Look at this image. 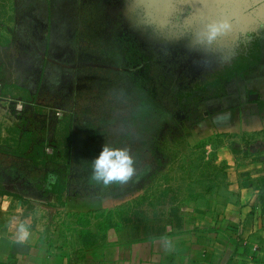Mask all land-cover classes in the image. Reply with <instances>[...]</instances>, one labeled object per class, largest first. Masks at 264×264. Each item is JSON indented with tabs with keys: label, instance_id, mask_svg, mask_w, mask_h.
Returning a JSON list of instances; mask_svg holds the SVG:
<instances>
[{
	"label": "rangeland",
	"instance_id": "rangeland-1",
	"mask_svg": "<svg viewBox=\"0 0 264 264\" xmlns=\"http://www.w3.org/2000/svg\"><path fill=\"white\" fill-rule=\"evenodd\" d=\"M224 1L169 0L166 30L133 27L127 0H24L21 8L10 0L2 8L0 103L8 104L10 118H20L26 104L38 105L40 117L56 124L61 153L39 162L48 170L68 168L74 201L125 197L144 187L154 154L162 158L156 181L192 182L199 165V142L192 138L202 117L198 108L214 92L196 84L215 60L233 56L242 36L264 24L257 18L211 46L194 43L213 19L237 23L241 12L256 17L264 7V0ZM173 133L184 137L174 140ZM159 141L163 151L152 154ZM105 144L130 150L136 172L127 184L92 179V163Z\"/></svg>",
	"mask_w": 264,
	"mask_h": 264
},
{
	"label": "crops",
	"instance_id": "crops-1",
	"mask_svg": "<svg viewBox=\"0 0 264 264\" xmlns=\"http://www.w3.org/2000/svg\"><path fill=\"white\" fill-rule=\"evenodd\" d=\"M9 1L0 0V9ZM12 4L21 8L24 0ZM261 39L258 68L229 83L195 125L200 152L192 182L167 179L125 197L74 201L68 168L28 161L46 147L49 156L61 153L56 124L35 104L10 118L1 102L0 264H264ZM57 182L66 187L63 197Z\"/></svg>",
	"mask_w": 264,
	"mask_h": 264
},
{
	"label": "clouds",
	"instance_id": "clouds-1",
	"mask_svg": "<svg viewBox=\"0 0 264 264\" xmlns=\"http://www.w3.org/2000/svg\"><path fill=\"white\" fill-rule=\"evenodd\" d=\"M171 6L169 0H127L126 13L133 27L145 26L156 30H166L171 26ZM233 25L227 19L208 23L194 43L211 46L220 38L232 32ZM134 159L128 148H113L105 144L92 163V179L105 186L113 183L127 184L136 169ZM21 239L27 236L26 227L20 225Z\"/></svg>",
	"mask_w": 264,
	"mask_h": 264
},
{
	"label": "trees",
	"instance_id": "trees-1",
	"mask_svg": "<svg viewBox=\"0 0 264 264\" xmlns=\"http://www.w3.org/2000/svg\"><path fill=\"white\" fill-rule=\"evenodd\" d=\"M261 37L254 36L252 37L247 43L243 42L238 46L237 50L233 54L226 59H218L215 60L212 64L211 70L204 73V79L201 80L202 82L197 83L196 86L201 89L205 90L206 88L214 89L212 95L204 102L203 104L200 103L198 109L202 110V117L208 111L209 104L215 100L216 98L223 95L226 90L228 89L229 83L233 82L236 79L243 78L250 74L252 70L258 68L261 60H262V48H261ZM199 119L196 124L201 120ZM175 125H173L174 127ZM152 132V131H151ZM152 134V133H151ZM157 131L153 130V140L155 141L157 138ZM184 137L183 134H174L173 139L178 140ZM153 144V141H152ZM162 141H159L156 148H151L152 154L156 153L155 151H163V146H161ZM152 146V145H151ZM46 151L40 152L39 154L34 155L31 159L35 162V164H40L39 160L45 162L46 160ZM165 154L163 153V156ZM55 157V156H54ZM53 158V156H52ZM155 164H154V171L149 175V184H154L156 181L160 170L158 169L162 164V158H159L156 154H154ZM161 169V168H160ZM61 188L59 191L60 197H63V193L66 189L65 185H61L60 182L56 183V187ZM142 188H138L135 191H141ZM144 197V195H142ZM263 197V195L261 196ZM125 205H122L121 212H127L128 210L123 209Z\"/></svg>",
	"mask_w": 264,
	"mask_h": 264
},
{
	"label": "water",
	"instance_id": "water-1",
	"mask_svg": "<svg viewBox=\"0 0 264 264\" xmlns=\"http://www.w3.org/2000/svg\"><path fill=\"white\" fill-rule=\"evenodd\" d=\"M205 4H209L210 1H216L219 2L221 0H202ZM224 1V0H223ZM224 2L231 4L230 0H225ZM241 3V2H240ZM241 19H239V21L237 23H232L233 28H232V33H237L239 30H244L245 27H248L250 24L257 22V18H264V7L263 8H259L258 12H256V17H251L248 15H244L243 12H241ZM212 21H216V20H212ZM237 36H232L231 39L236 38Z\"/></svg>",
	"mask_w": 264,
	"mask_h": 264
},
{
	"label": "flooded vegetation",
	"instance_id": "flooded-vegetation-1",
	"mask_svg": "<svg viewBox=\"0 0 264 264\" xmlns=\"http://www.w3.org/2000/svg\"><path fill=\"white\" fill-rule=\"evenodd\" d=\"M264 34V24L263 25H261L260 27H258V30L257 31H255V32H252V33H248L247 35H245V36H242L241 37V39L238 41V43H237V45H236V47H238V46H240V44L241 43H247L252 37H254V36H262Z\"/></svg>",
	"mask_w": 264,
	"mask_h": 264
},
{
	"label": "built area",
	"instance_id": "built-area-1",
	"mask_svg": "<svg viewBox=\"0 0 264 264\" xmlns=\"http://www.w3.org/2000/svg\"><path fill=\"white\" fill-rule=\"evenodd\" d=\"M0 86H1V83H0ZM21 107L22 105L18 106V108H21ZM45 151L47 154H50V155L53 154V149L51 147H46Z\"/></svg>",
	"mask_w": 264,
	"mask_h": 264
}]
</instances>
